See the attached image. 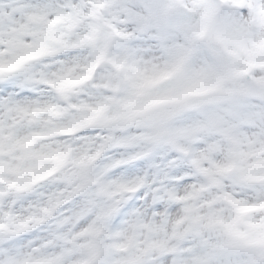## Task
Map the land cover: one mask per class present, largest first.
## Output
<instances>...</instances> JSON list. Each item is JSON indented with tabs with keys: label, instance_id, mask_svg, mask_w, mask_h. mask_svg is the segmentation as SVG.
<instances>
[{
	"label": "clouds",
	"instance_id": "9594fccd",
	"mask_svg": "<svg viewBox=\"0 0 264 264\" xmlns=\"http://www.w3.org/2000/svg\"><path fill=\"white\" fill-rule=\"evenodd\" d=\"M0 264H264V0H0Z\"/></svg>",
	"mask_w": 264,
	"mask_h": 264
}]
</instances>
